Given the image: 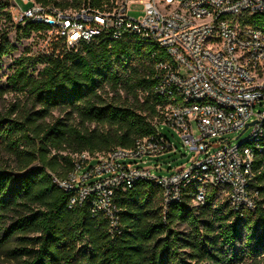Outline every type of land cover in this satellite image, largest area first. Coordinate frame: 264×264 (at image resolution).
Segmentation results:
<instances>
[{
	"label": "trees",
	"instance_id": "1",
	"mask_svg": "<svg viewBox=\"0 0 264 264\" xmlns=\"http://www.w3.org/2000/svg\"><path fill=\"white\" fill-rule=\"evenodd\" d=\"M62 10H109L115 0H33ZM8 3L6 18L24 36L49 38L47 26L17 25ZM242 26L264 31V14L234 17ZM38 60L21 57L0 98L17 99L0 110V149L15 158L0 165V248L18 264H261L264 261V151L257 153L250 192L259 191L255 210L235 211L222 189L209 187L204 205L194 203L193 183L180 203L164 209L163 190L150 181L119 188L121 233L112 236L107 218L91 212V202L70 207L72 193L52 175L67 178L75 156L105 155L134 148L137 140L157 135L156 120L169 102L157 93L165 49L126 33H104L69 50L52 35ZM17 50L0 30V60ZM44 66L35 74L36 66ZM59 112V116H55ZM168 171L172 167L167 168Z\"/></svg>",
	"mask_w": 264,
	"mask_h": 264
},
{
	"label": "built area",
	"instance_id": "2",
	"mask_svg": "<svg viewBox=\"0 0 264 264\" xmlns=\"http://www.w3.org/2000/svg\"><path fill=\"white\" fill-rule=\"evenodd\" d=\"M24 2L30 6L14 8V23L47 26L48 41L57 35L69 50L104 33L117 39L133 33L168 55L156 65L160 71L156 91L169 99L155 121L157 135L137 140L131 149L118 147L96 157L78 154L67 178L52 175L55 185L72 193L71 208L90 201L91 212L107 218L112 236L121 233L115 192L139 181L163 190L165 211L182 202L193 183L200 185L196 205H204L207 189L216 187L235 211L256 209L259 191L252 194L249 188L256 155L264 151V31L242 26L234 17L264 14V0H115L109 10H62ZM134 4L141 9H133ZM165 128L174 134L165 133ZM249 129L250 136L239 144L225 139ZM175 135L192 158L163 174L164 165L150 163L176 152Z\"/></svg>",
	"mask_w": 264,
	"mask_h": 264
},
{
	"label": "rangeland",
	"instance_id": "3",
	"mask_svg": "<svg viewBox=\"0 0 264 264\" xmlns=\"http://www.w3.org/2000/svg\"><path fill=\"white\" fill-rule=\"evenodd\" d=\"M4 3H8L9 11H14V8L17 6H20L22 8H27L30 5L26 4L24 0H0ZM141 5L134 4L133 9H141ZM140 13H133V16L137 17ZM0 30L8 32V37L13 45L17 47V50L10 52L6 56L2 57L0 60V87H5L7 84V77L13 72L14 70V64L15 61L21 57H32L33 60H38L41 58L42 55H44V51L46 50V47H48V38H45L44 36L37 35L36 33H32L30 36H24L23 32L18 31L15 26L9 21H7L6 18H2L0 21ZM43 64H39L36 66V70L34 71L35 74L43 67ZM17 99V96L15 93L11 92L3 97L0 98V110L4 111L8 109V107L14 103ZM59 112H55V116H59ZM194 133L199 136V128L197 126V123H194L193 126ZM164 132L167 134L173 133V131L170 128H165ZM174 134V133H173ZM251 134V129L246 131L243 135L239 136L240 133H230L228 134L225 139H230L234 141V144H239L243 142L246 138H248ZM173 141L175 142L176 146V152H171L169 154H166L164 156H161L158 160L153 159L152 162L159 163L164 165L166 168L164 171H162L163 174H168L167 168L172 167V169L176 168L178 165H181L183 163H187L192 158L191 155L187 154V151L185 150L183 143L181 141V138L178 135H175V137H172ZM15 158L11 156L9 153H7L4 150L0 149V165L3 166H14L15 165ZM16 246V241H13L12 243L7 244V246L0 248V264H18V261L14 259L11 255H9L8 248ZM251 264V263H246ZM261 264H264V261H262Z\"/></svg>",
	"mask_w": 264,
	"mask_h": 264
},
{
	"label": "water",
	"instance_id": "4",
	"mask_svg": "<svg viewBox=\"0 0 264 264\" xmlns=\"http://www.w3.org/2000/svg\"><path fill=\"white\" fill-rule=\"evenodd\" d=\"M250 125H253V123L248 124L245 129H247Z\"/></svg>",
	"mask_w": 264,
	"mask_h": 264
}]
</instances>
